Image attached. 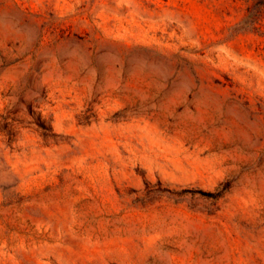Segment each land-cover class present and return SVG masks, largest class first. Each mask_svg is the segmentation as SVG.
<instances>
[{"label":"rangeland","instance_id":"rangeland-1","mask_svg":"<svg viewBox=\"0 0 264 264\" xmlns=\"http://www.w3.org/2000/svg\"><path fill=\"white\" fill-rule=\"evenodd\" d=\"M0 13V264H264V9Z\"/></svg>","mask_w":264,"mask_h":264},{"label":"trees","instance_id":"trees-1","mask_svg":"<svg viewBox=\"0 0 264 264\" xmlns=\"http://www.w3.org/2000/svg\"><path fill=\"white\" fill-rule=\"evenodd\" d=\"M246 9L249 12L246 24H252L257 17L259 11L264 9V0H244Z\"/></svg>","mask_w":264,"mask_h":264},{"label":"water","instance_id":"water-1","mask_svg":"<svg viewBox=\"0 0 264 264\" xmlns=\"http://www.w3.org/2000/svg\"><path fill=\"white\" fill-rule=\"evenodd\" d=\"M0 23L5 25L6 23H9L10 26H14V19L10 16L9 13H0Z\"/></svg>","mask_w":264,"mask_h":264}]
</instances>
